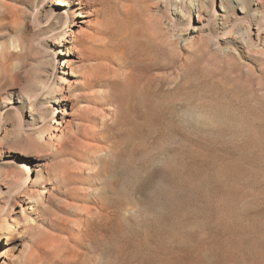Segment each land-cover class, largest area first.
I'll list each match as a JSON object with an SVG mask.
<instances>
[{
	"label": "rangeland",
	"instance_id": "1",
	"mask_svg": "<svg viewBox=\"0 0 264 264\" xmlns=\"http://www.w3.org/2000/svg\"><path fill=\"white\" fill-rule=\"evenodd\" d=\"M52 1L0 0V264H264V0H85L65 44ZM127 72L161 101L151 122ZM142 143L149 185L121 162ZM168 157L178 185L157 174Z\"/></svg>",
	"mask_w": 264,
	"mask_h": 264
},
{
	"label": "bare ground",
	"instance_id": "2",
	"mask_svg": "<svg viewBox=\"0 0 264 264\" xmlns=\"http://www.w3.org/2000/svg\"><path fill=\"white\" fill-rule=\"evenodd\" d=\"M85 0H78V1H75V0H54V1H52L53 3H56L57 5H58V9H59V13L62 15V16H64V17H66L67 18V20H65L64 21V25L66 26V32H65V34H64V38H62V41L60 42V43H62V44H65V43H70L71 41H75L76 40V38H77V35L78 34H75V33H73V31L71 30V28H70V18L71 17H76V18H81L80 20H79V23H81V24H86V22H87V20L85 19V17H88V13L86 12V13H83V12H85V11H82L83 9H84V5H85V2H84ZM60 18H62V17H60ZM80 24V25H81ZM256 24H257V31H256V34H257V38H261V34L263 33V31H264V17L263 18H261V19H258V21L256 22ZM249 28H252V26H251V23H249ZM78 33V32H77ZM71 38V39H70ZM127 41H128V39H127ZM126 41V42H127ZM128 43V42H127ZM57 46V45H56ZM73 53H74V51H73ZM63 64H64V62H63ZM64 73H65V71H64ZM69 74V73H68ZM125 74V73H124ZM127 76H129L130 78H131V80L129 81V87H131L130 88V90L128 91V93H129V95H130V98H128L127 100L128 101H130L131 100V102H132V100H133V97L135 98V96H137L138 94H139V92L140 91H143V89L141 90L140 88V90L138 89V84H140L138 81H141V80H139L138 79V81H137V77H135L136 76V74H135V76L133 75V74H130V73H128L127 72ZM69 75H71V74H69ZM126 76V75H125ZM138 76H139V74H138ZM139 77H142V75L141 76H139ZM138 77V78H139ZM141 79H143V78H141ZM145 79V78H144ZM125 81H127V80H125ZM62 82V81H61ZM119 82V81H118ZM145 82H146V80H145ZM63 83V82H62ZM64 83L66 84V82L64 81ZM119 84V83H118ZM143 84V83H142ZM147 84V83H146ZM120 85H121V83H120ZM125 85V84H124ZM127 85V84H126ZM65 86V85H64ZM116 86V85H115ZM128 87V88H129ZM143 87V86H142ZM116 88V87H115ZM127 88V89H128ZM150 89V88H149ZM121 90H122V88H121ZM125 90V89H124ZM124 90H123V92H124ZM147 90V89H146ZM119 91V90H118ZM149 93V92H148ZM120 94V93H119ZM125 94V93H124ZM143 94H144V99H145V101L143 102V104L142 105H145L146 107H148V109H149V115H147L146 116V120L148 121V122H151L152 120H151V118L152 119H154V118H156V116H158L159 115V112H161L162 111V107L163 106H161L162 104L160 103L161 101H160V99H159V101L160 102H157V100H154V98H152V97H147L146 96V94H145V90L143 91ZM143 94H142V92H141V96H143ZM155 95L156 94H153V96L155 97ZM158 95H159V93H158ZM159 96H157L156 98H158ZM140 98H142V97H140ZM126 102V99H124V98H122V99H119V104L121 103V102ZM165 101V100H164ZM134 102V101H133ZM141 102V101H140ZM163 102V101H162ZM127 103H129V102H127ZM126 103V105L128 106V104ZM166 103V102H165ZM135 104V103H134ZM140 105V104H139ZM165 105V104H164ZM135 106V105H134ZM166 106V105H165ZM130 107V106H129ZM127 108V107H126ZM147 109V110H148ZM144 110V109H143ZM172 111H173V108H172ZM63 113H64V115L63 116H61V118H60V120H56V121H54L53 122V126L52 127H54V135H53V137H60L61 136V132H62V129H61V127L63 126V125H65L66 124V117H68L69 115H70V112L68 111V109H64V111H63ZM136 113V112H135ZM148 114V113H147ZM158 118V117H157ZM160 118V117H159ZM144 119H145V117H144ZM155 121V120H154ZM162 122H163V120H161ZM139 122H140V120H139ZM137 124V123H136ZM141 124V123H140ZM149 124V123H148ZM145 125V124H144ZM134 126V125H133ZM264 126V125H263ZM135 127H137V126H135ZM139 127V126H138ZM153 127H155V126H153ZM152 127V128H153ZM166 127V126H165ZM145 128V127H144ZM147 128V127H146ZM156 128V127H155ZM132 130L134 129V128H131ZM141 129V128H140ZM145 130V129H144ZM148 130V129H147ZM150 130V129H149ZM156 130V129H155ZM160 130V129H159ZM129 131V130H128ZM157 131V130H156ZM135 132V131H134ZM150 132V131H149ZM152 132V131H151ZM150 132V133H151ZM169 132V131H168ZM126 133V132H125ZM146 133V132H145ZM160 133V132H159ZM170 133H171V131H170ZM152 134V133H151ZM150 134V135H151ZM156 134V133H155ZM161 134V133H160ZM146 135V134H145ZM163 135V134H162ZM128 136H132V134L131 133H129V135ZM143 136V135H142ZM159 136V135H158ZM157 136V137H158ZM165 136V135H164ZM172 136V135H171ZM154 137H156V136H154ZM170 138V137H169ZM126 139H128V138H126ZM170 139H172V140H175V137H172V138H170ZM246 141H248V140H246ZM131 142V141H130ZM133 142H134V140H133ZM143 142V141H142ZM127 143H128V141H127ZM144 143V142H143ZM142 143V145H139V146H141V148H143L140 152H141V155L140 156H136L135 154H134V152L132 151V153H131V155H130V157L128 158V159H125V158H123L124 160L123 161H121L122 162V164H124L126 167H125V169H126V171L127 170H129V174H130V176H129V181L131 182L132 180H134V179H137L138 181H140V182H142V184H148L151 180H152V177H153V171H151V169H150V159H149V155H148V146H147V144L145 143V145ZM158 143V142H157ZM130 144V143H129ZM129 144H127V145H129ZM144 145V146H143ZM157 145V144H156ZM159 146H160V144H159ZM126 147V146H125ZM99 151V149L97 150V152ZM122 152H123V150H122ZM173 153H171V155H172ZM19 155H20V157H19V160L20 161H18L19 162V165H22V166H25V168H26V172H28L29 173V175H32L35 171H33V169H32V166H30L31 164V162L34 160V159H37L36 157H38V156H36L37 154H34L32 151H31V149L30 148H27V149H25V150H23V152H20L19 153ZM151 155V154H150ZM173 155H179V152L178 151H175V153L173 154ZM98 157V156H97ZM96 157V158H97ZM38 166H41L40 164H38ZM160 167L162 168V169H160L159 168V170L157 171V174H158V176L160 177V178H162L163 180H166V181H168V182H170V183H172V184H175V185H178L179 184V160L178 159H173V158H171V157H168V158H165L164 160H162L161 161V165H160ZM40 168L41 167H39V169L38 170H40ZM95 168V167H94ZM111 168V167H110ZM38 170H36V171H38ZM108 170V169H107ZM113 170V169H112ZM124 170V169H123ZM111 171V170H110ZM126 171H124V173L126 172ZM111 172H113V171H111ZM123 173V172H122ZM126 174H127V172H126ZM113 176V175H112ZM127 176V175H126ZM114 177V176H113ZM116 177V176H115ZM125 177V176H124ZM128 177V176H127ZM126 178V177H125ZM119 179V178H118ZM161 179V180H162ZM27 180H28V182H30V183H33V182H35L36 181V177H32V176H30V177H27ZM160 181V180H159ZM158 181V182H159ZM114 182H116V181H114ZM125 183L127 184L128 183V180H125ZM140 184V183H139ZM153 184V183H152ZM149 185V184H148ZM155 185H159V183L158 184H155ZM144 187V186H143ZM122 189V188H121ZM128 189H130L129 187L128 188H126V190H128ZM148 189V188H147ZM124 191H125V189H124ZM47 191L46 190H43L42 191V193H46ZM129 192V191H128ZM147 192V191H146ZM124 193V192H123ZM127 193V192H126ZM31 195V194H30ZM128 195V194H127ZM35 196H33V195H31V196H27V195H25V198L26 199H28V201H27V203H32V200L33 201H36L35 199L36 198H34ZM126 197H128V196H126ZM129 198V197H128ZM105 199V198H104ZM148 199V198H147ZM129 200L130 199H127V202H129ZM132 200H133V197H132ZM135 200V199H134ZM107 201V200H106ZM106 201L105 202H102V203H106ZM123 201V200H122ZM108 202V201H107ZM126 202V201H125ZM109 203V202H108ZM113 203V202H112ZM111 203V204H112ZM132 203V202H131ZM104 204H103V206H102V208L105 210V206H104ZM119 204V203H118ZM112 206V205H111ZM121 206V205H120ZM123 206V205H122ZM37 207H38V203L36 202V204L33 206V203H32V205H30V208H33L34 210H37ZM108 207V206H107ZM145 207V206H144ZM119 208H122V207H119ZM126 209V208H125ZM109 211V210H108ZM159 211V210H158ZM103 213V212H102ZM109 220H110V218L108 217V216H106ZM114 218V217H113ZM123 219V218H122ZM159 219V218H158ZM107 220V219H106ZM88 222V221H87ZM108 222V221H107ZM115 222V221H114ZM156 222V221H155ZM165 222V221H164ZM174 222V221H173ZM98 223V222H97ZM95 224L96 223H94V222H90L89 221V223L88 224H86V227H83L82 228V231L81 232H83L85 235H87V236H89V235H91V230L90 229H94L95 228ZM152 224V223H151ZM150 224V225H151ZM155 224V223H154ZM161 224V223H160ZM108 225V224H107ZM111 225V224H110ZM117 225H119V223L117 224ZM157 225V224H156ZM172 225V224H171ZM106 226V225H105ZM109 226V225H108ZM162 226H163V224H162ZM170 226V225H169ZM176 226V225H175ZM111 227V226H110ZM164 227V226H163ZM156 228V227H155ZM166 228H168V227H166ZM116 229V228H115ZM150 229H151V227H150ZM177 230V229H176ZM112 231V230H111ZM116 231V230H115ZM120 231V230H119ZM124 231V230H123ZM128 231V230H127ZM125 232V231H124ZM151 232H152V230H151ZM153 233V232H152ZM157 233V232H156ZM175 233V232H174ZM124 234V233H123ZM166 234V233H165ZM113 235V234H112ZM140 235V234H139ZM148 235V234H147ZM171 235H172V233H171ZM178 235V234H177ZM86 236V237H87ZM155 236V235H154ZM85 237V236H84ZM96 237V236H95ZM123 237V236H122ZM138 238V237H137ZM148 238H150V237H148ZM174 238V237H173ZM87 239V238H86ZM153 239V238H152ZM145 240V239H144ZM167 240V239H166ZM170 240V239H169ZM169 240H167V241H169ZM172 240V239H171ZM136 241V240H135ZM153 241V240H152ZM193 241V240H192ZM52 242V243H51ZM64 242H66L62 237H57V238H54L52 241H50V244H51V248H57L56 250H57V252H58V249L61 251V252H64V250H65V248H64ZM149 242V241H148ZM161 242V241H160ZM166 242V241H165ZM153 243V242H152ZM169 243V242H168ZM177 244V243H176ZM197 244V243H196ZM179 245V244H178ZM165 246H167V245H165ZM171 246H172V244H171ZM143 247V246H142ZM147 247H149V246H147ZM176 247V246H175ZM50 248V249H51ZM155 249V248H154ZM145 250V249H144ZM161 250H163V249H161ZM161 250H157L155 253H160V254H158V255H162V256H165V252L163 251H161ZM184 250V249H183ZM185 251V250H184ZM145 252V251H144ZM154 253V252H153ZM161 253H164V255L163 254H161ZM178 253H175V254H173V257H174V260H172V261H170L169 262V264H172V262L174 263V262H176V261H178V259H179V255H177ZM175 255V256H174ZM64 256V255H63ZM169 256V255H168ZM66 257V256H65ZM74 257V256H73ZM153 259H151L153 262L152 263H155V261H157V260H160L159 259V257H157V256H153L152 257ZM161 258H163V257H161ZM170 258V257H169ZM79 259V258H78ZM164 259V258H163ZM132 260V257H126L125 258V261H124V264L125 263H128V262H130ZM162 260V259H161ZM33 261V262H32ZM39 261H40V259H36V258H32V260H30V261H27L25 264H38L39 263ZM75 261V260H74ZM95 263V262H94ZM1 264H7L6 263V261L4 260V261H2L1 262Z\"/></svg>",
	"mask_w": 264,
	"mask_h": 264
}]
</instances>
